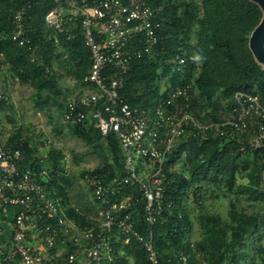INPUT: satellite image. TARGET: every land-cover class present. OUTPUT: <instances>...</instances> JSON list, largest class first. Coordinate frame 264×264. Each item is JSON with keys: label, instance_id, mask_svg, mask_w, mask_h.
Here are the masks:
<instances>
[{"label": "built area", "instance_id": "2783aa9c", "mask_svg": "<svg viewBox=\"0 0 264 264\" xmlns=\"http://www.w3.org/2000/svg\"><path fill=\"white\" fill-rule=\"evenodd\" d=\"M155 0H54L45 23L56 42L60 35L70 39L81 33L91 52V66L83 79L81 92L68 97L61 112L66 124L89 123L103 136L114 134L123 152V167L115 173L83 171V182L99 204L95 226L73 222L59 199L52 197L41 179L53 174L46 168L28 166L20 146L0 140V209L17 208L12 247L4 260L19 259L22 264L62 262L75 264H118L111 238L118 230L124 242L140 241L149 264H162L153 231L144 235L131 216L132 202L144 200L146 221L154 224L165 207L175 202L166 196L169 173L168 154L190 135L236 141L242 149L264 152V94L237 91L228 99V113L202 120L193 106L200 98L195 78L184 75L187 57L177 53L162 81V97L149 104H132L122 92L132 62L156 58L162 40V22L156 16ZM27 1L11 15L13 41L32 50L26 27ZM3 58L0 54V61ZM5 65L0 63V69ZM181 73L174 82L173 73ZM0 99L8 97L0 89ZM66 166L71 162L64 156ZM264 184V170L262 172ZM264 218V209L262 210ZM39 230L43 240L34 245L29 233ZM60 238V242L58 239ZM70 243L72 249L68 250ZM168 264H189L179 252ZM201 264H209L201 259Z\"/></svg>", "mask_w": 264, "mask_h": 264}, {"label": "trees", "instance_id": "16d2710c", "mask_svg": "<svg viewBox=\"0 0 264 264\" xmlns=\"http://www.w3.org/2000/svg\"><path fill=\"white\" fill-rule=\"evenodd\" d=\"M27 1L30 7L26 27L32 50L17 45L12 39L14 27L11 15ZM54 4V0H0V54L3 56L0 63L7 66L9 76L36 87V100L40 107H44L48 100L49 104L62 108L73 88L62 85L59 69L64 72L62 74L75 79L74 88L78 87L81 92L83 79L91 66V52L81 33L70 39L60 35L59 42L55 41L45 23V15ZM154 7L157 18L162 22L159 54L156 58L145 56L133 60L122 90L130 103L149 104L156 98H162L159 95L162 81L173 64L165 62V59L177 53H185L187 57L184 75L188 79L195 78L200 98L194 100L193 106L202 120L210 118L200 115L204 109L201 99L216 106L213 99L216 94L229 98L240 90L257 92L256 86L264 94V63L249 46L252 31L264 17V8L259 1L155 0ZM196 55L201 56V60H194ZM173 75L175 82L181 73L174 72ZM43 92L45 97H41ZM7 108V102L0 99V109ZM70 128L78 137L102 148L103 160L94 171L112 174L122 169L124 156L114 134L103 136L89 123L70 124ZM6 143L20 146L26 165L46 167L51 171L53 175L41 181L50 195L60 200L71 220L82 226H95L96 222L87 219L78 207L69 202V180L60 172L64 156L59 149L52 144L45 160L37 158L36 151L30 148L19 130L9 136ZM248 150L249 154L246 153ZM253 152L261 154L264 159L263 151L243 150L236 141L203 140L199 135H190L179 141L168 154V166L175 167L178 161H182V170L175 169L169 173L170 182L166 191V196L175 202L176 207H165L154 224L146 221L144 200H134L130 208L137 228L144 235L153 231L162 264H168V259L175 260L179 252L188 256L189 264H201V259L209 264H241L250 255L247 250L249 244L255 243L257 238L259 241L253 251L259 254L261 264H264V234L260 231L264 230V220L262 224L258 223L259 214L248 211L242 220L229 222L219 214L202 210L198 215L201 237L193 243L189 238L192 219L185 204L188 189L192 186L196 199H199L202 183L207 180L225 184L226 193L248 195L255 200L264 198L255 181L236 183L238 173L243 170H251L250 174L257 168L261 173L264 170V161L257 167L249 166L250 153ZM46 162L51 163L53 168L47 167ZM60 179L66 184H60ZM200 207L202 209V205ZM257 233L260 235L255 237ZM124 239L125 236L118 230L111 238L118 264H129L130 258L134 264H149L142 243L135 237H131L128 243ZM67 249H72L70 243Z\"/></svg>", "mask_w": 264, "mask_h": 264}, {"label": "rangeland", "instance_id": "374dc122", "mask_svg": "<svg viewBox=\"0 0 264 264\" xmlns=\"http://www.w3.org/2000/svg\"><path fill=\"white\" fill-rule=\"evenodd\" d=\"M196 1L200 2L201 0ZM260 44L264 46V36L261 38ZM59 71L62 75V85L71 87L75 79L62 74L64 72L61 69ZM9 82L13 87L12 89L9 87V90H12L13 104L10 109H0V140L6 142L9 136L19 130L23 138L29 142L30 148L36 151L37 158H43L45 160L52 144L61 151L63 156L68 155L71 162L66 166L63 158L61 165L63 170L60 172L61 174H65L69 180L67 192L70 198L69 202L71 205L78 207L87 219L97 222L100 217L101 208L85 186L82 179V172L89 168H95L102 162L104 156L102 148L78 137L70 127L68 128L67 124H63L61 109L58 105H50L46 99L47 103L44 104V107H40L36 100L38 94L36 93L35 86L21 83L11 76H9ZM256 91L259 94H263L262 89L258 86H256ZM162 93L163 88L160 89V94ZM42 94L41 97L44 96L45 92ZM213 99L217 103L216 106L203 99L200 100L204 106L203 111L200 112L202 117L212 119L215 117H223L228 113V97L226 98L221 94H216ZM260 155L259 153H250L249 166L251 168L254 165L257 167L262 164L264 159ZM181 163L182 161H178L175 168L182 170ZM46 164L47 167L53 168L51 163L46 162ZM250 172L251 170L246 169L242 173H238L237 185L255 181L257 183V190L264 196V184L261 181L262 173L259 172L258 168L252 174ZM59 181L62 185L66 184L63 179ZM198 196L200 198L196 199L194 188L191 186L187 191L185 200L186 210L192 219L189 238L193 243L201 237L198 215L202 210L208 213L219 214L229 222L242 220L249 211V213L259 214L258 223H263L262 210L264 209V198L255 200L252 196L248 195H235L231 192L226 193L225 184H216L214 181L209 180L202 183V190L198 193ZM200 205H202V209ZM72 221L76 222L74 220ZM260 231L264 234L263 229ZM259 235L260 233H257L255 237ZM257 241H259L258 238L255 243ZM255 243L252 242L249 244L247 250L250 255H248L246 260H242L241 264H261L259 254L253 251ZM129 264H133V260H130Z\"/></svg>", "mask_w": 264, "mask_h": 264}, {"label": "crops", "instance_id": "0c3cea01", "mask_svg": "<svg viewBox=\"0 0 264 264\" xmlns=\"http://www.w3.org/2000/svg\"><path fill=\"white\" fill-rule=\"evenodd\" d=\"M7 69H8L7 66L0 69V89L4 91V93L7 95L8 97L7 105L10 109L13 104L12 103L13 96H12V90H9V87L10 89H12L13 87H12V84L9 82V77L6 78L7 76H9ZM74 86H75V83L73 82L71 84V88L73 89L70 92V94L67 95L66 99L68 97H73L76 93L80 92L78 87L74 88ZM63 107L60 108L61 112H62ZM62 123L64 124L63 121ZM67 125L69 128L70 124H67ZM16 211H17V208L15 206H10L6 210L0 209V264H22L19 259H13V260L3 259L5 254L8 251H10L12 247V238H13V231H14V217H15ZM29 240L34 245L40 243L43 240L42 232L39 230L30 231ZM130 260H132V258H130ZM48 264H56V263H53L51 260H49ZM75 264H86V261L83 259H79V261L76 262ZM133 264H134V261H133Z\"/></svg>", "mask_w": 264, "mask_h": 264}, {"label": "water", "instance_id": "95a60500", "mask_svg": "<svg viewBox=\"0 0 264 264\" xmlns=\"http://www.w3.org/2000/svg\"><path fill=\"white\" fill-rule=\"evenodd\" d=\"M264 8V0H257ZM264 36V17L261 22L252 31L249 46L253 54L264 63V46H261V38Z\"/></svg>", "mask_w": 264, "mask_h": 264}, {"label": "clouds", "instance_id": "9594fccd", "mask_svg": "<svg viewBox=\"0 0 264 264\" xmlns=\"http://www.w3.org/2000/svg\"><path fill=\"white\" fill-rule=\"evenodd\" d=\"M194 60H196V61H199V60H201V56H199V55H196V56L194 57Z\"/></svg>", "mask_w": 264, "mask_h": 264}]
</instances>
